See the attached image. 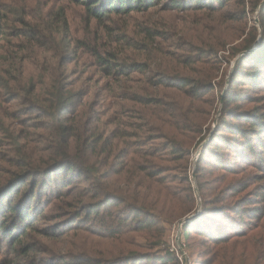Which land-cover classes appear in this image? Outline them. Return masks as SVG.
Returning <instances> with one entry per match:
<instances>
[{"label":"trees","instance_id":"trees-1","mask_svg":"<svg viewBox=\"0 0 264 264\" xmlns=\"http://www.w3.org/2000/svg\"><path fill=\"white\" fill-rule=\"evenodd\" d=\"M66 1L82 7L87 18L99 24H104L113 16L144 13L156 8L182 15L186 13L184 20L189 19L200 26L202 37L195 45L199 47L197 54L203 64L212 62L207 61V55L217 58L216 51L231 43L229 27L235 32L234 39L241 36L247 25L245 15L248 12L253 14L258 11V28L249 30L241 43L232 49L231 56L236 57L235 67L224 93L222 82L216 84L213 81L218 71L213 66L198 72L202 75L198 78L180 72L172 75L159 72L152 86L171 88L179 98L164 100L152 96L153 92L149 93L144 88L143 92H134L129 98L141 106L131 116L135 122L125 124L115 116L109 118V122L103 124L105 126H91L89 122L79 120L75 127L66 129L58 124L70 113L67 109L77 102L75 89L72 88L74 84L68 82L66 76V66L74 58L71 60L65 50L68 46L65 33H62L57 37L60 52L55 70L45 71L50 82L42 84L41 89L30 87V93L39 99L45 109L43 117L50 121L45 130L52 135V146L47 144L40 148L42 151L38 149L31 155L29 146L22 145L15 152V160L9 162L14 170L2 186H15V195L19 196L25 188L26 197L18 199L21 201L20 208L8 200L6 209L0 215V231L6 233V225L10 223L19 227L23 224V231H26L31 227L28 219L37 213V219L41 218L39 215H43V207L52 204L57 209H68L69 220L91 222L96 225L95 231L100 238L120 245L115 252L101 250L103 255L100 257H84L68 264H181L171 245L163 239L165 230L176 220L192 213L199 202L200 211L181 226L183 248V240L189 242L195 235L202 239L200 244L204 247L200 264H264L263 0ZM10 3L12 6L0 9L7 11L6 17L0 14V38H7L4 29L7 23L12 22L17 25L13 37L35 47L48 43L41 42L34 33L35 20L28 13L27 4L20 5L15 0ZM59 12L56 20L61 21V28L67 30L62 8ZM227 23H238V27ZM107 33L111 35L109 31ZM153 37L152 32L147 30L145 38ZM189 45L190 42H187ZM84 47L82 41H72V53ZM26 49L24 46L21 48L22 51ZM93 55L98 65H102L107 75L114 77L116 82L122 75L140 69L139 63H136L124 73L116 54L94 50ZM186 70L190 68L186 66ZM216 89L223 100V112L215 132L202 146L194 170L190 172L189 147L201 132V126L194 129L180 119L188 121V110L199 92L214 93ZM244 102L254 106L242 111L241 103ZM230 104L234 108H228ZM80 122L81 127L78 126ZM110 123L114 127L108 132L105 127ZM165 125L169 129L165 130ZM119 127L133 131L118 130ZM155 141L159 142L155 144ZM75 146L77 153L74 152ZM229 154L240 164H231L232 160L227 158ZM98 155L102 156V161L94 163L92 156ZM163 161L176 162L173 167L182 171L183 191L171 186L167 176L169 168ZM99 167H104V171L100 172ZM61 179H65L63 184ZM193 179L199 201L195 197ZM48 194L54 202L48 200L43 204L42 199ZM55 199L61 201L55 202ZM92 199L97 201L91 202ZM76 229L83 228L77 226ZM43 230L49 231L47 228ZM57 233L61 234V231ZM128 233L147 235V240L141 244L142 249H135V245L139 244L129 238ZM21 238V235H14L13 244H22ZM35 249L32 243L22 244L14 258ZM26 260L28 264H41L36 262L35 256ZM65 263L66 260H61L54 264Z\"/></svg>","mask_w":264,"mask_h":264},{"label":"rangeland","instance_id":"rangeland-1","mask_svg":"<svg viewBox=\"0 0 264 264\" xmlns=\"http://www.w3.org/2000/svg\"><path fill=\"white\" fill-rule=\"evenodd\" d=\"M11 1L14 0H0V9L4 10L12 6ZM15 1L20 5L27 4L28 13L32 16V20H35L33 27L36 28V31L34 33L41 42L48 41V43H44L43 47H35L13 37L17 25L12 22L7 23L8 26L4 29L7 38H0V215L6 209L8 200L13 201L20 208L21 201L19 202L18 199L26 197L25 188L19 196L15 195V186L11 185L6 188L2 186L3 181L14 170L9 162L15 160L17 156L15 152L19 151L22 145L29 146L31 155L47 144L52 146L50 141L52 135H49V131L45 130V127L50 126V121L43 117L45 109L39 99L30 93V87L35 86L36 89H41L42 84L50 82L49 74H46L45 71L55 70L60 52L57 37H60L62 33H65L63 35L68 46L65 50L71 60L74 58V61L66 66V76L68 82L74 84L72 88L75 89V101L77 102L74 107L67 109L70 113H67L66 119L58 124L66 129L75 127L76 121L79 120H85L91 126H105L103 124L108 123L109 118L115 116L125 124L135 122L131 116L141 106L133 103L129 98H132L131 94L134 92H143L144 88L148 89L149 93L153 92L152 96L164 100L170 101L171 99L173 101L179 98L180 96L176 95V92L171 88L152 86V82L157 80L155 76L159 75V72L168 75L180 72L198 78L202 76L198 72L206 71L213 66L218 68L213 81L216 84L222 82L224 93L235 67L236 57L231 56L232 49L234 50L235 46L241 43L249 30L258 28L256 12L253 14L248 12L245 15L247 25L241 36L234 39L235 32L229 27L231 43L216 51L217 58L207 55L209 58L207 61L212 62L203 64L200 61V55L197 54L199 47L195 45L198 44V38L202 37V32L197 23H192L189 19L184 20L186 13L182 15L174 11L156 8L144 13L113 16L104 24H99L94 20H89L82 7L73 5L66 0ZM59 8H62V13L66 18L67 30L62 29L61 21L56 20L57 13H61ZM6 12L0 10L1 16L6 17ZM10 19H12L11 15ZM227 24L233 25L234 28L238 27V23ZM147 30L152 32L153 39L145 38ZM107 31L111 35H108ZM75 39L82 41L86 47L75 49L72 53V41ZM187 42H190L189 46H187ZM22 46L27 49L22 51ZM94 50L116 54L117 61L124 73L129 72L136 63H139L138 68L140 69L130 71L129 75H122L117 79L119 82H116L114 77L107 75L102 65H98L93 55ZM186 66L190 68L189 71L186 70ZM195 98L192 100L194 101L193 106L188 110V121L184 122L180 119L188 127L193 126L196 129L201 126V132L189 147L190 172L194 170L202 146L215 132L224 108L223 100L219 98L217 89L214 93L199 92ZM252 106L254 105L244 102L241 103L240 110L243 111V109ZM228 108H234V105L230 104ZM78 126L81 127L82 123H78ZM113 127L114 125L110 123L105 128L109 132ZM164 129H169V127L165 125ZM118 130L133 131L131 128L125 127H119ZM177 138L182 139L183 137L177 136ZM158 142L155 141V144ZM74 152H78L76 146ZM231 154L227 155V158L232 160L231 164H240L239 160ZM101 158L100 155L92 156V161L97 163ZM163 163L168 165L167 176L171 186L183 191L185 182L182 171H176L173 167L176 162L163 161ZM99 168L100 172L104 171V167ZM64 182L65 179H61L60 183ZM191 182L196 192L194 179ZM195 197L199 201L197 192ZM49 198L50 194L42 199V203L46 204L45 202L48 200L54 202V198ZM58 201L61 199H55V202ZM96 201L97 199L91 200V202ZM43 212V215H39L41 217L39 219L36 217L38 213L28 219L27 222L31 227L26 228V231H23V224L19 227L18 224L13 225L12 223L6 225V227L8 226L7 232L10 234L0 231V264H14V261L17 262L16 264H28L26 258L33 256H35L36 262L41 264H54L61 260H66L65 264H68L72 260H80L84 257L88 259L100 257L103 255L101 250L115 252L120 248L117 242L100 238L95 231L96 225L91 222L69 220L68 209H57L51 204L43 207ZM179 220L168 226L163 239H166L176 252L180 263L182 255L178 247H181L186 253L189 264H200L204 250L200 244L202 239L192 235L189 242L183 240L185 250L180 240ZM74 223L77 225L72 226L71 224ZM77 226H81L83 229H76ZM46 228L49 231L43 230ZM58 231H61V234L57 233ZM14 235H21L22 244L32 243L37 249L27 255L20 253V257L14 258L22 245L21 242L13 244ZM128 236L135 240L136 244H139L135 245L137 250L143 248L141 244L148 238L147 235L136 233H128ZM13 258L14 261H12Z\"/></svg>","mask_w":264,"mask_h":264},{"label":"water","instance_id":"water-1","mask_svg":"<svg viewBox=\"0 0 264 264\" xmlns=\"http://www.w3.org/2000/svg\"><path fill=\"white\" fill-rule=\"evenodd\" d=\"M263 3H264V0L262 1L261 5ZM256 13H258V11ZM256 22L258 24V18L257 17H256ZM255 45H256V43H255ZM199 211H200V204H199V206L192 213L188 214L183 219H181V220L178 221V227L181 228V226H182L183 223H185L186 221H188L191 218H193ZM180 253L182 255V262H181V264H189V260H188V258L186 256V253L182 249H180Z\"/></svg>","mask_w":264,"mask_h":264},{"label":"built area","instance_id":"built-area-1","mask_svg":"<svg viewBox=\"0 0 264 264\" xmlns=\"http://www.w3.org/2000/svg\"><path fill=\"white\" fill-rule=\"evenodd\" d=\"M256 15H257V13H256ZM258 18V17H257ZM179 249H181V247H178Z\"/></svg>","mask_w":264,"mask_h":264}]
</instances>
